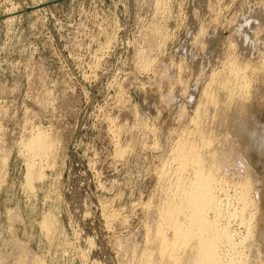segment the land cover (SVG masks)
<instances>
[{
	"label": "rangeland",
	"instance_id": "rangeland-1",
	"mask_svg": "<svg viewBox=\"0 0 264 264\" xmlns=\"http://www.w3.org/2000/svg\"><path fill=\"white\" fill-rule=\"evenodd\" d=\"M182 139L225 152L229 231L264 264V0H0V264L163 263Z\"/></svg>",
	"mask_w": 264,
	"mask_h": 264
},
{
	"label": "bare ground",
	"instance_id": "bare-ground-1",
	"mask_svg": "<svg viewBox=\"0 0 264 264\" xmlns=\"http://www.w3.org/2000/svg\"><path fill=\"white\" fill-rule=\"evenodd\" d=\"M210 99H212V97H210ZM33 136L34 137H31L28 141H26L27 143H24V148L27 150V152L33 156L47 154L46 152L49 148L48 138L45 137L42 133H38ZM187 140L188 139H186V141L183 140V142L178 141L180 143L179 147L176 148L177 150H174L177 151V153L175 152V163L177 162V165L179 166V170L177 169V171H180L176 174L181 176L187 172H191L192 174H190L192 176V179L189 178L190 181L187 180L189 181L187 182L182 180L183 178L180 177L179 181L181 178V180L184 181H180V183H177L175 180V182L178 184L176 185L175 191L173 190L174 192L172 194L169 193L170 197L168 198L167 196L168 200H165V203L163 202L165 206L161 205L164 208L161 213H163V211L164 213L162 214L160 220L162 224H166L165 227L170 231V233L168 234L167 232L169 231L166 232L164 230L165 227H162V224L159 225V222L156 227H153V230H151L154 231V236H151L149 234V239H151L150 237H154L158 244L156 245L157 254L162 258V260H164V262L161 264H250V261H253L251 260V254L254 255L255 252L252 251V249L255 250V243L253 241V238L250 237L249 233L246 238H241L242 240L238 242L235 241L233 237L234 234H231V231H229V223L226 222L231 217L233 219V217H235L237 213H239L240 216H243L241 215L243 212H248V202H246V199L248 197L245 195L244 191L241 192V189H239L241 193H237L239 194V196L236 197L240 202L238 204L241 205L240 208H237L240 211L237 212L235 208L233 212H227V207L229 205L226 207L224 206L227 209L226 211L223 208V200L221 199L222 197H219L221 194L224 195L223 189L225 188V186H220L221 179L219 180V174L217 170L219 169V167L224 166L226 163L224 161L226 158L225 152L223 153V149L222 151H219L217 147L213 148V145H211L212 142H210L211 140L209 141L210 143L208 141H205L204 144L201 145L202 148L200 146H197V142L195 144L193 140ZM177 145L178 144H176V147ZM206 149H210L211 151L206 153ZM1 155L3 158L6 157L7 151L1 152ZM222 163H224V165H221ZM33 164L34 163L32 162V165L29 164V166H27L29 168V176H27L29 179L28 182L33 178V172L35 170V166ZM187 176L190 177L189 175ZM222 183L224 182L222 181ZM173 187L175 186L173 185ZM226 198L228 199V197ZM227 203L229 204V202H226L224 203V205H227ZM224 210L226 211V213ZM152 216H150L151 219H154V217ZM234 219L237 218L235 217ZM42 221V229L49 231V227L51 226V218L48 216L45 217ZM242 221H240V223H242ZM238 248L241 249V252L247 251L249 255H243L244 253L242 252V254L240 251H238ZM180 253H182V255L184 254L185 256L181 255L180 257ZM150 255L149 257H151ZM155 256L153 258H155ZM145 257H147V255ZM182 257L184 258L182 259ZM139 262L141 263L142 261L140 260Z\"/></svg>",
	"mask_w": 264,
	"mask_h": 264
},
{
	"label": "water",
	"instance_id": "water-1",
	"mask_svg": "<svg viewBox=\"0 0 264 264\" xmlns=\"http://www.w3.org/2000/svg\"><path fill=\"white\" fill-rule=\"evenodd\" d=\"M59 1H62V0H59Z\"/></svg>",
	"mask_w": 264,
	"mask_h": 264
}]
</instances>
